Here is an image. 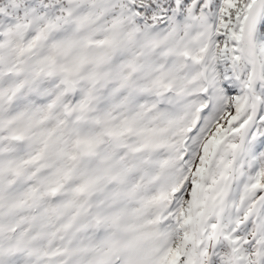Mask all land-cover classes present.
Segmentation results:
<instances>
[{
    "label": "snow or ice",
    "instance_id": "6c2138e0",
    "mask_svg": "<svg viewBox=\"0 0 264 264\" xmlns=\"http://www.w3.org/2000/svg\"><path fill=\"white\" fill-rule=\"evenodd\" d=\"M0 264H264V0H0Z\"/></svg>",
    "mask_w": 264,
    "mask_h": 264
}]
</instances>
